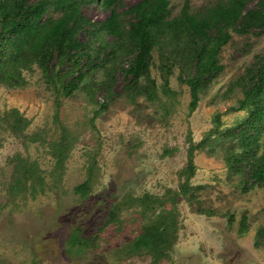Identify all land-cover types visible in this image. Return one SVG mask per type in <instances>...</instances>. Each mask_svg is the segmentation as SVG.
I'll return each mask as SVG.
<instances>
[{
  "label": "rangeland",
  "instance_id": "obj_1",
  "mask_svg": "<svg viewBox=\"0 0 264 264\" xmlns=\"http://www.w3.org/2000/svg\"><path fill=\"white\" fill-rule=\"evenodd\" d=\"M137 1L118 0L117 9ZM167 1L171 17L185 4L196 10L221 0ZM256 1L246 0L245 8ZM81 13L101 21L108 11L85 5ZM263 50L264 33H230L217 55L221 69L198 91L191 112L176 67L166 74L169 93H162L157 48L151 99L128 96L120 74L110 96L92 93L90 84L104 79L101 68L87 71L69 96L56 93L37 69L23 72V87L1 84L0 264H264V248L253 246L255 229L264 224V186L242 183L225 161L240 150L233 132L248 114L230 109L242 97L237 80ZM11 109L21 116L18 125ZM217 114V128L208 133ZM200 140L189 176L186 149ZM88 167L89 191L72 193ZM185 179L195 187L189 201L174 195ZM114 203L116 220L105 224ZM170 209L164 253L135 248L142 227ZM75 232L87 239L81 246L72 241Z\"/></svg>",
  "mask_w": 264,
  "mask_h": 264
},
{
  "label": "trees",
  "instance_id": "obj_2",
  "mask_svg": "<svg viewBox=\"0 0 264 264\" xmlns=\"http://www.w3.org/2000/svg\"><path fill=\"white\" fill-rule=\"evenodd\" d=\"M245 3L246 0H221L196 10L185 4L170 17L167 0H138L121 11L117 9L118 0H0V85L23 87V72L37 69L56 93L61 91L69 96L87 71L101 68L104 79L90 84L92 93L102 91L105 97L110 96L115 74H120L121 89L128 96L151 99L156 85L149 67L151 52L157 48L162 93H169L166 74L176 67L179 81L188 87L191 112L196 107L198 91L221 69L217 55L230 33H264V0H257L250 8H245ZM85 5H96L108 14L101 21H91L81 13ZM79 34L84 40L79 39ZM254 58L237 80L242 97L230 108L248 111L233 132L240 150L234 155L230 153L225 161L232 171L239 173L242 183L250 181V185L264 186V142H259L264 130V50ZM10 112L12 122L18 125L21 116L15 109ZM214 121L216 125L208 133L216 130L218 114ZM202 141L189 142L187 146L189 176L194 171L193 151ZM63 156L61 142L57 159ZM92 179V169L88 167L85 179L72 187V193L85 194ZM194 189L185 179L174 195L189 201ZM119 208L118 203L110 206L105 224L116 220ZM171 214L170 209L168 216L143 226L133 246L164 253ZM239 227V232L245 230L243 222ZM76 232L72 241L81 246L87 239ZM253 246L264 248V224L255 229Z\"/></svg>",
  "mask_w": 264,
  "mask_h": 264
}]
</instances>
